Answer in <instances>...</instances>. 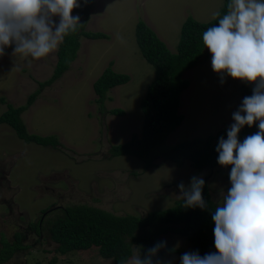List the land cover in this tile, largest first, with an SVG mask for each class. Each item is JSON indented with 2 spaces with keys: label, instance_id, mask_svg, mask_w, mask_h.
<instances>
[{
  "label": "rangeland",
  "instance_id": "1",
  "mask_svg": "<svg viewBox=\"0 0 264 264\" xmlns=\"http://www.w3.org/2000/svg\"><path fill=\"white\" fill-rule=\"evenodd\" d=\"M224 2L97 0L86 30L107 34L110 39L82 38L78 57L70 69L44 88L22 115L30 134L56 136L61 147L28 144L10 126L0 125V251L3 240L13 242L14 235L23 231L24 217L36 223L43 211L51 208L50 215L44 218L46 230L40 241L37 243V236L28 235L23 246L34 247L6 264H114L103 259L97 247L68 256L57 254L47 225L62 215L57 208L89 205L115 215L142 217L174 207L180 200L179 183L187 185L192 176L206 179L210 175L193 169L188 162L178 168L159 157L155 158L154 167L146 169L135 157L112 158L110 150L130 142L134 134L141 137V103L155 76L154 68L143 59L137 44V24L144 21L171 52L177 53L186 20L191 17L209 23ZM58 50L59 47L41 59L12 55L11 50L0 61V116L8 110L3 100L17 108L26 106L30 96L40 89L39 83L52 78ZM111 63L115 72L129 75L131 81L108 94L103 112L93 87ZM185 78L190 81V87L182 94L180 109L185 121L164 146L156 149L157 153L216 135L234 122L232 114L242 102L243 82L225 77L221 83L219 74L211 68L210 53L209 59L186 73ZM118 109L124 110L125 116L111 114ZM229 171V167H219L210 175L215 203L220 193L230 187ZM11 198L16 205L12 213L1 203ZM159 240L180 251L170 259L173 264H179L184 252L196 251L179 235L168 234ZM139 253V248L134 247V255Z\"/></svg>",
  "mask_w": 264,
  "mask_h": 264
},
{
  "label": "trees",
  "instance_id": "2",
  "mask_svg": "<svg viewBox=\"0 0 264 264\" xmlns=\"http://www.w3.org/2000/svg\"><path fill=\"white\" fill-rule=\"evenodd\" d=\"M226 2L219 11L221 15L226 12ZM97 0L89 2L77 9L73 14H79L80 25L75 33L67 35L59 46L58 62L51 79L39 83L40 89L33 93L26 106L14 107L7 104V111L0 116V125L10 126L17 137L28 143L42 147L60 148L61 143L56 136H40L30 134L25 125L22 115L31 107L42 90L59 80L71 67L78 57L81 49V40H109L107 34L101 32H89L87 26L96 7ZM220 17L209 23H201L194 18H188L181 31L177 53L170 51L168 46L158 37L155 31L144 21H140L136 27V39L143 59L155 70L153 82L150 84L147 95L141 103L144 114L141 137L137 134L132 136L130 142L111 147V157L131 156L145 164L146 169L154 167L155 158L174 163L178 168H183L188 162L193 169L199 172H213L220 166L217 163L216 145L220 137L226 138V127L216 135L206 139H194L173 146L165 151L156 152L157 148L165 145L168 137L176 132L184 123L185 116L180 113L182 107V94L190 87V81L185 78L186 73L195 69L209 59V51L204 48L202 33L214 26ZM11 47L6 49V54L0 57L5 59ZM114 64L103 72L94 83V92L98 96L97 103L106 112L105 102L108 94L115 88L128 84L131 77L114 71ZM254 84L242 83L241 94L251 95ZM105 114V113H104ZM115 116H125V111L113 110ZM258 129L244 126L239 133V139L251 135ZM230 168V166H229ZM215 174V173H214ZM205 179L203 190L204 199L208 207L184 208L181 199L174 207L166 210L150 212L142 217L132 215H115L109 211L89 205H76L57 208L62 215L49 222L48 230L52 242L56 244L55 252L62 256H68L77 251H87L94 247L99 248L100 256L106 260H112L114 264H128L134 255V247L139 248L141 255L147 248L160 241L159 238L168 234H175L186 238L201 255L215 251L214 236L212 229L214 222L211 219V211L215 207L210 190L212 176ZM7 189H10L7 187ZM1 190V187H0ZM12 213L15 203L11 200H1ZM51 208L43 211V216L50 215ZM53 211V210H52ZM47 214V215H46ZM25 220L23 231L14 235L13 242L3 240L0 251V264H6L19 253L32 249L33 246H23L28 235L32 234L42 238L46 230L45 220L32 223L28 218ZM36 245V244H35ZM180 251L168 246L160 255L165 259H171ZM57 259L53 260L56 263Z\"/></svg>",
  "mask_w": 264,
  "mask_h": 264
},
{
  "label": "clouds",
  "instance_id": "3",
  "mask_svg": "<svg viewBox=\"0 0 264 264\" xmlns=\"http://www.w3.org/2000/svg\"><path fill=\"white\" fill-rule=\"evenodd\" d=\"M89 0H0V57L12 48L41 59L54 53L64 38L78 30L79 14L73 9ZM226 12L202 33L211 55V68L225 77L254 84L232 114L234 121L219 138L217 163L229 167L230 187L220 193L211 211L215 251L201 255L184 252L179 264H264V0H227ZM258 129L239 139L244 126ZM203 176L177 185L184 208L208 207ZM167 241H158L134 255L130 264H173L160 255Z\"/></svg>",
  "mask_w": 264,
  "mask_h": 264
},
{
  "label": "flooded vegetation",
  "instance_id": "4",
  "mask_svg": "<svg viewBox=\"0 0 264 264\" xmlns=\"http://www.w3.org/2000/svg\"><path fill=\"white\" fill-rule=\"evenodd\" d=\"M47 215V214H46ZM44 218H46V216H42V218H41V222H43L44 221Z\"/></svg>",
  "mask_w": 264,
  "mask_h": 264
},
{
  "label": "crops",
  "instance_id": "5",
  "mask_svg": "<svg viewBox=\"0 0 264 264\" xmlns=\"http://www.w3.org/2000/svg\"><path fill=\"white\" fill-rule=\"evenodd\" d=\"M148 25V24H147ZM159 37V36H158ZM150 65V64H149Z\"/></svg>",
  "mask_w": 264,
  "mask_h": 264
}]
</instances>
